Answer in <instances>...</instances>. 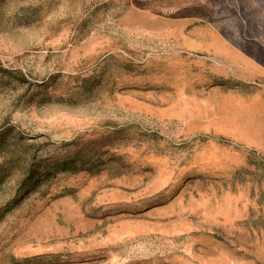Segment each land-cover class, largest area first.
I'll return each mask as SVG.
<instances>
[{
	"label": "rangeland",
	"instance_id": "374dc122",
	"mask_svg": "<svg viewBox=\"0 0 264 264\" xmlns=\"http://www.w3.org/2000/svg\"><path fill=\"white\" fill-rule=\"evenodd\" d=\"M0 264H264V0H0Z\"/></svg>",
	"mask_w": 264,
	"mask_h": 264
}]
</instances>
